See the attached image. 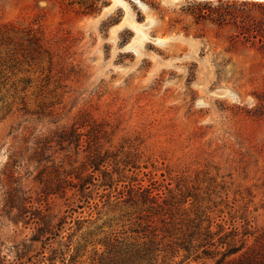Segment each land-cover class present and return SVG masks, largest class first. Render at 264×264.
<instances>
[{"label":"rangeland","instance_id":"obj_1","mask_svg":"<svg viewBox=\"0 0 264 264\" xmlns=\"http://www.w3.org/2000/svg\"><path fill=\"white\" fill-rule=\"evenodd\" d=\"M2 32L0 264L41 250L29 241L41 226L56 264H98L103 241L143 236L131 233L138 211L117 193L94 190L89 203L74 190L42 193L40 171L42 180L55 174L36 163L37 140L77 123L81 134L99 125L104 148L127 156L166 200L174 221L159 215V227L199 214L213 231L238 228L231 238L245 241L243 251L255 243L264 229V1L0 0ZM34 35L47 54L36 55ZM84 156L72 146L57 164L78 167ZM58 225L60 236L46 242ZM172 255L156 264L213 263Z\"/></svg>","mask_w":264,"mask_h":264},{"label":"trees","instance_id":"obj_2","mask_svg":"<svg viewBox=\"0 0 264 264\" xmlns=\"http://www.w3.org/2000/svg\"><path fill=\"white\" fill-rule=\"evenodd\" d=\"M8 26L11 29L15 28L13 25ZM8 38L7 32L0 33V40ZM20 41V39L16 40L17 47L21 46ZM32 41L37 56H40L42 52L48 53V50L43 48L39 36L34 35ZM55 105V103H50L48 107L52 109ZM53 112L51 111L50 114L52 115ZM75 125H77L76 128ZM75 125L70 129L59 128L53 133V137H40L37 140L36 163L38 165L43 162L50 163L52 173L55 174L54 179L47 176L42 180L46 169L40 171L38 177H41L39 181L43 185L42 193L55 196L74 190L73 196L79 197V202L85 203L92 200L94 190L108 192L101 196V198L107 197L108 199L114 197L113 193H117L116 199L119 202L138 211L137 221L132 224L131 233H144L142 237L137 235L133 238L103 241L105 252L103 257L99 258L98 264H156L158 257L166 252L173 254V257H178L182 253L184 262L211 260L212 264H264V229L255 239V243L243 251L245 241L241 247H238L235 244V238H231L238 235V228L225 233V230L217 225L218 230L213 231V223L204 215L196 214L195 218L182 222L183 226L180 228H175L173 225L168 226L166 219L161 221L163 227H159L157 220H154L159 215L163 217L169 215L168 219L174 221L171 210L169 208L165 210L163 207L167 205L166 200H162L159 194H154V188L142 184V181L134 174L137 170L136 164L130 162L127 156L118 160L117 155L110 154L109 149L104 148L101 141L105 138L106 132L99 125L92 126L86 134L78 132L86 127L85 123ZM83 137L86 138V145H81ZM53 143H55V148L52 147ZM72 146L76 150V156L80 151L84 153V161L78 167H72L70 164L71 168L65 169L63 161L57 164L58 155L67 152ZM111 166L112 168L109 169ZM129 173L133 175L130 176ZM154 184L156 182L151 185L154 186ZM77 208H82V206ZM146 218L151 220L146 221ZM39 222L45 225L44 218H41ZM76 224L79 226V223L76 222ZM60 228L61 225H58L57 232L49 233V236L45 238L46 242L59 237ZM46 232L45 227H38L36 234L29 240L31 247L41 243V250L37 252L28 250V253L18 254V262L13 264H46V262L56 264L57 251H52L49 256L45 254L47 243L42 239ZM159 233H162L160 240H158ZM247 235L246 232L242 233L243 238ZM164 242H166L165 245L160 249V245ZM23 246L24 250L30 249L26 245ZM70 246L71 244L68 245ZM78 252V249L74 250V255L70 257L71 262L77 258ZM64 261L65 259L62 260V264H65Z\"/></svg>","mask_w":264,"mask_h":264},{"label":"water","instance_id":"obj_3","mask_svg":"<svg viewBox=\"0 0 264 264\" xmlns=\"http://www.w3.org/2000/svg\"><path fill=\"white\" fill-rule=\"evenodd\" d=\"M201 1H212V0H201ZM243 1H252V0H243Z\"/></svg>","mask_w":264,"mask_h":264},{"label":"bare ground","instance_id":"obj_4","mask_svg":"<svg viewBox=\"0 0 264 264\" xmlns=\"http://www.w3.org/2000/svg\"><path fill=\"white\" fill-rule=\"evenodd\" d=\"M255 1H264V0H255Z\"/></svg>","mask_w":264,"mask_h":264}]
</instances>
